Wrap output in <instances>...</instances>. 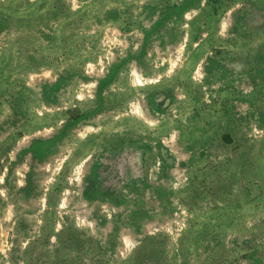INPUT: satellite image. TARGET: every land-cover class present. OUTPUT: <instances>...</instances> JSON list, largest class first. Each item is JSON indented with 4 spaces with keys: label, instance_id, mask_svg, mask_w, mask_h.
Segmentation results:
<instances>
[{
    "label": "rangeland",
    "instance_id": "1",
    "mask_svg": "<svg viewBox=\"0 0 264 264\" xmlns=\"http://www.w3.org/2000/svg\"><path fill=\"white\" fill-rule=\"evenodd\" d=\"M0 264H264V0H0Z\"/></svg>",
    "mask_w": 264,
    "mask_h": 264
},
{
    "label": "bare ground",
    "instance_id": "2",
    "mask_svg": "<svg viewBox=\"0 0 264 264\" xmlns=\"http://www.w3.org/2000/svg\"><path fill=\"white\" fill-rule=\"evenodd\" d=\"M135 74V73H134ZM136 105V104H135Z\"/></svg>",
    "mask_w": 264,
    "mask_h": 264
}]
</instances>
